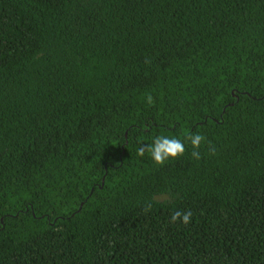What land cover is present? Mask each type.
Wrapping results in <instances>:
<instances>
[{"label":"trees","instance_id":"16d2710c","mask_svg":"<svg viewBox=\"0 0 264 264\" xmlns=\"http://www.w3.org/2000/svg\"><path fill=\"white\" fill-rule=\"evenodd\" d=\"M0 264H264V0H0Z\"/></svg>","mask_w":264,"mask_h":264},{"label":"clouds","instance_id":"9594fccd","mask_svg":"<svg viewBox=\"0 0 264 264\" xmlns=\"http://www.w3.org/2000/svg\"><path fill=\"white\" fill-rule=\"evenodd\" d=\"M149 102H151V97H149ZM205 137L199 134L189 135L187 140L190 141L193 148H199L201 143L204 141ZM145 149L140 148L139 155L143 156ZM151 159L157 164H163L169 158L175 159L178 156H182L185 152V145L179 139H170L168 137H157L154 143L150 146ZM193 157L196 159L200 158L198 151H193ZM192 217L190 211L186 212H175L172 216V221L180 220L183 224H188Z\"/></svg>","mask_w":264,"mask_h":264}]
</instances>
